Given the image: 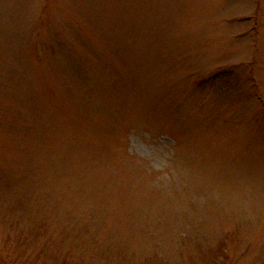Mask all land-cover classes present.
<instances>
[{"label":"rangeland","instance_id":"1","mask_svg":"<svg viewBox=\"0 0 264 264\" xmlns=\"http://www.w3.org/2000/svg\"><path fill=\"white\" fill-rule=\"evenodd\" d=\"M0 264H264V0H0Z\"/></svg>","mask_w":264,"mask_h":264}]
</instances>
